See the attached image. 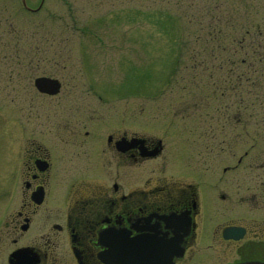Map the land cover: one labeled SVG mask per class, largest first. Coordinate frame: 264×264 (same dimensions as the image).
Masks as SVG:
<instances>
[{
    "label": "rangeland",
    "instance_id": "374dc122",
    "mask_svg": "<svg viewBox=\"0 0 264 264\" xmlns=\"http://www.w3.org/2000/svg\"><path fill=\"white\" fill-rule=\"evenodd\" d=\"M25 6L32 11L0 0V222L12 213L7 204L22 169L17 133L58 126L46 117L63 94L87 101L95 127L115 121L163 140L156 162L172 164L180 180L219 179L244 151L250 164L264 161V0ZM202 20L208 37L197 36ZM229 26L237 29L220 35ZM37 77L59 80V95H40Z\"/></svg>",
    "mask_w": 264,
    "mask_h": 264
},
{
    "label": "flooded vegetation",
    "instance_id": "af4514ba",
    "mask_svg": "<svg viewBox=\"0 0 264 264\" xmlns=\"http://www.w3.org/2000/svg\"><path fill=\"white\" fill-rule=\"evenodd\" d=\"M63 95L46 117L58 126L17 133L0 264L264 263V161L244 151L219 179L180 180L156 162L163 140L115 121L97 128L87 101Z\"/></svg>",
    "mask_w": 264,
    "mask_h": 264
},
{
    "label": "water",
    "instance_id": "95a60500",
    "mask_svg": "<svg viewBox=\"0 0 264 264\" xmlns=\"http://www.w3.org/2000/svg\"><path fill=\"white\" fill-rule=\"evenodd\" d=\"M34 84L40 92L48 94L56 93L59 88V84L56 80H52L45 77L35 79Z\"/></svg>",
    "mask_w": 264,
    "mask_h": 264
},
{
    "label": "trees",
    "instance_id": "16d2710c",
    "mask_svg": "<svg viewBox=\"0 0 264 264\" xmlns=\"http://www.w3.org/2000/svg\"><path fill=\"white\" fill-rule=\"evenodd\" d=\"M203 21V20H202ZM198 31H197V36H200V35H204V37H208V35H210V33H209V27L207 26V24L203 21V23H200L198 26ZM236 27H233V26H229V27H227L225 30H223V32L220 34V35H222V34H224V35H227V36H231V31L233 30V29H235ZM237 29V28H236ZM215 30V29H214ZM248 31L249 30H247L246 32H245V34H248ZM257 32H259L258 34L260 35L261 34V32L260 31H257ZM202 33V34H201ZM215 34H216V30H215V32H214ZM235 34H237L236 32H235ZM220 35H218V36H220ZM200 37H203V36H200Z\"/></svg>",
    "mask_w": 264,
    "mask_h": 264
}]
</instances>
